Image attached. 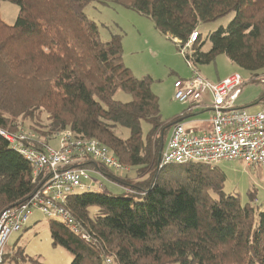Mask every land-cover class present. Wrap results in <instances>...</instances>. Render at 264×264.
I'll return each mask as SVG.
<instances>
[{"label": "trees", "instance_id": "16d2710c", "mask_svg": "<svg viewBox=\"0 0 264 264\" xmlns=\"http://www.w3.org/2000/svg\"><path fill=\"white\" fill-rule=\"evenodd\" d=\"M2 2L18 6L19 14L12 26L0 16V129L17 132L25 128L26 120L45 116L42 131L32 128L43 141L30 146L43 150L59 133L70 130L80 139L98 141L122 165L145 170L149 176L136 185L137 195L99 191L69 195L66 209L90 242L64 223L50 220L52 245L67 250L71 264H104L105 258L116 264H264V211L243 206L238 195L225 194L226 175L217 166L158 162L164 136L179 118L171 125L164 123L152 78L134 77L124 63L122 37L103 42L98 26L84 13L93 2L131 9L151 19L181 52L197 32L191 54L183 52L185 59L206 65L225 55L239 68L263 74L256 102L261 104L264 0ZM232 13L226 28L208 36L211 48L203 52L199 26ZM119 91L131 100L117 101ZM142 122L150 126L145 138ZM117 127L128 129L129 138L117 136ZM90 161L96 166L82 163L70 168L111 180L105 166ZM164 174L169 177L161 180ZM48 177L42 174L34 181L32 166L0 136V214L25 204ZM16 257L15 253L11 259Z\"/></svg>", "mask_w": 264, "mask_h": 264}, {"label": "rangeland", "instance_id": "374dc122", "mask_svg": "<svg viewBox=\"0 0 264 264\" xmlns=\"http://www.w3.org/2000/svg\"><path fill=\"white\" fill-rule=\"evenodd\" d=\"M124 1L128 3L130 0ZM84 13L98 26L103 42L110 41L113 36L122 37L124 63L134 77L141 79L149 76L152 78V92L158 97L164 123L171 125L177 118L180 119L188 107L174 99V83L178 79H190L192 76L191 67L202 78L213 83L234 74L241 75L245 85L237 102L238 106L243 107L248 114H256L264 108V103H256L262 93L260 81L263 74L243 70L225 55H219L210 64L200 65L191 62L190 66L183 52L179 51L176 45L168 40V37L155 29L151 19L118 4L93 2L84 9ZM18 14V6L9 2L1 3L0 16L6 24L14 25ZM233 18L234 13L199 26L198 32L201 34V41H204L203 52H208L211 48L208 36L220 28H226ZM176 42L179 43L178 40ZM190 49L186 48L185 51L191 54ZM256 74L259 77H256ZM256 78H258L257 82ZM115 99L125 103L129 102L131 97L127 93L119 91ZM204 110V107L191 110L193 116L187 117L186 120L189 121L193 118L206 120L208 113ZM45 118V116H41L40 121L26 120L24 130L32 134H35L32 128L42 131L43 125L47 124ZM172 127L173 125L164 136L165 143H167ZM149 130L150 126L146 122H142L144 138ZM115 133L122 139H127L130 135L129 130L123 127H117ZM57 144V138L49 143L54 149L57 148ZM83 164H86L87 167L88 165L96 166L90 160H86ZM216 166L226 175L225 194L238 195L243 206L251 205L256 210L264 211V167H248L237 160L221 161ZM126 167L128 168L126 172H115L108 169L109 171L106 172L112 181L91 172L92 187H97L96 192L105 194L131 193L137 195L136 185L148 180L149 176L144 173L145 170H139V168L137 170L131 166ZM167 177L169 174H164L161 180H166ZM178 177L175 174L173 179L176 180ZM91 212L94 214L96 209H92ZM49 222L50 219L42 212L33 209L26 228L20 232H13L9 236L5 246L3 264H32L27 256L41 264H71L73 260L71 254L64 248L52 245ZM21 252L23 254L19 256ZM15 253L17 257L12 260L11 257L13 258Z\"/></svg>", "mask_w": 264, "mask_h": 264}, {"label": "built area", "instance_id": "2783aa9c", "mask_svg": "<svg viewBox=\"0 0 264 264\" xmlns=\"http://www.w3.org/2000/svg\"><path fill=\"white\" fill-rule=\"evenodd\" d=\"M197 38L198 33H192L183 52L191 48ZM188 63L190 65L191 61ZM191 70L190 79H178L174 83V99L187 105L188 113L204 107L209 119L187 121L183 114L173 124L161 153V165L216 166L221 161L237 160L248 167H264V108L256 114H248L238 106L245 85L241 75L234 74L213 83L202 78L194 68ZM204 122L208 123V128L202 129ZM0 136L32 166L34 181L42 174L49 175L25 204L0 214V264L4 263L9 236L26 228L33 209L50 220L64 223L75 235L90 242V236L66 209V201L71 194L96 192L97 187H92L91 171L70 167L93 160L115 172H126L128 168L108 147L96 140L80 139L70 130L56 136V149L49 144L43 150L30 146L43 140L23 128L17 132L0 129ZM104 264L116 263L105 258Z\"/></svg>", "mask_w": 264, "mask_h": 264}, {"label": "crops", "instance_id": "0c3cea01", "mask_svg": "<svg viewBox=\"0 0 264 264\" xmlns=\"http://www.w3.org/2000/svg\"><path fill=\"white\" fill-rule=\"evenodd\" d=\"M239 107H241V106H239ZM243 108V107H242ZM186 111H184V115H185V118H187V117H191V116H193L192 115V112H190V113H188V107H187V109H185ZM182 114V115H183ZM209 119V114H208V118L206 119V120H204V121H207ZM192 120H195V118H193ZM202 129H205V128H208V123H206V122H204L201 126H200ZM95 175H98L99 177H101L102 178V176L100 175V174H98V173H95V172H93ZM100 185H102V184H100Z\"/></svg>", "mask_w": 264, "mask_h": 264}, {"label": "water", "instance_id": "95a60500", "mask_svg": "<svg viewBox=\"0 0 264 264\" xmlns=\"http://www.w3.org/2000/svg\"><path fill=\"white\" fill-rule=\"evenodd\" d=\"M158 162H159V163L161 162V153H160V156H159Z\"/></svg>", "mask_w": 264, "mask_h": 264}]
</instances>
